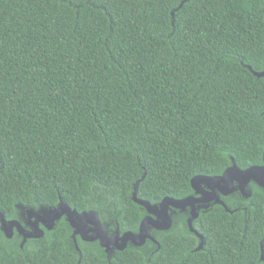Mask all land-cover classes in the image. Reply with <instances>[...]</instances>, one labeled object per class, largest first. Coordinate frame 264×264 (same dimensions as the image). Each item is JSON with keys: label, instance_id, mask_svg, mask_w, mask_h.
<instances>
[{"label": "trees", "instance_id": "16d2710c", "mask_svg": "<svg viewBox=\"0 0 264 264\" xmlns=\"http://www.w3.org/2000/svg\"><path fill=\"white\" fill-rule=\"evenodd\" d=\"M0 0V211L64 201L107 229L136 232L145 210L192 193L234 158L264 156V0ZM241 202V201H240ZM244 203V202H243ZM248 212L215 205L108 257L63 217L0 264H264V194ZM230 208L239 201L228 202Z\"/></svg>", "mask_w": 264, "mask_h": 264}, {"label": "water", "instance_id": "95a60500", "mask_svg": "<svg viewBox=\"0 0 264 264\" xmlns=\"http://www.w3.org/2000/svg\"><path fill=\"white\" fill-rule=\"evenodd\" d=\"M186 1L188 0H182L178 8L171 12L172 17H174L175 11L181 8ZM247 68L254 76L258 78L264 77V70L254 71L250 65H247ZM231 161L232 164L227 167L220 176L206 174L193 176L190 181L191 188L194 192L192 195L184 198L165 196L159 203L155 204L138 197L139 183L144 179L146 175L145 172L142 178L135 183L132 193L133 201L141 206L146 212V215L141 219L136 232L125 231L121 233L119 229L110 232L106 225L101 221L98 211L89 210L78 212L62 200L54 207H40L37 210L34 208L26 209L28 218L33 220L31 222L33 227L31 232H25L17 219L7 220L1 211L0 225L8 238L11 237L13 229L17 228L19 233L24 236L23 241L25 242L27 238L43 237L46 230L54 229L56 223L64 217L73 230L72 237L75 239V247L78 251H80V249L76 241L77 236L86 242L98 241L108 257H110L116 251L124 250L128 245L142 247L148 240L158 244L159 248V243L153 237L151 231L169 230L172 227V217L169 212L170 209H185L189 206L191 208V215L188 218V226L190 231L195 233L201 239V243L196 249L200 250L205 243V239L204 236L197 232L193 227V221L199 215L198 207H200L201 204H204V207H207V204L212 200H215L216 203L220 202L226 207V205L217 197L215 189L220 190L223 194H230L239 189L245 195H249L246 186L251 181L264 188V156L262 164L254 165L246 169L239 168L234 158H232ZM234 182H237L238 185L235 186ZM226 210L229 211L227 207ZM40 223L43 225V228L40 227ZM260 248V258L263 261L264 236L260 241Z\"/></svg>", "mask_w": 264, "mask_h": 264}, {"label": "flooded vegetation", "instance_id": "af4514ba", "mask_svg": "<svg viewBox=\"0 0 264 264\" xmlns=\"http://www.w3.org/2000/svg\"><path fill=\"white\" fill-rule=\"evenodd\" d=\"M232 164V163H231ZM258 165H260V164H258ZM252 166H254V165H252ZM229 167V166H228ZM239 167V166H238ZM249 167H251V166H249ZM227 168V167H226ZM225 168V169H226ZM239 168H241V167H239ZM248 168V167H247ZM241 169H243V168H241ZM244 169H246V168H244ZM225 171V170H224ZM223 171V172H224ZM223 172L221 173V174H219V175H212V176H220V175H222L223 174ZM198 175H200V174H198ZM234 185L235 186H237L238 185V183L237 182H234ZM206 188V187H205ZM192 189V188H191ZM246 190H247V193L249 194V195H245L244 193H242L239 189H237L236 191H234L233 193H230V194H223L220 190H218V189H215V191H216V195H217V197L220 199V201H222L225 205H226V207H227V209L229 210V211H227L226 210V207L225 206H223V204H221L220 202H218V203H216V201L215 200H212V201H210L208 204H207V207H204V204H201L200 205V207H198V212H199V215H198V217L200 216V214L201 213H205V212H207V211H211L213 208H214V206L215 205H220V206H222L227 212H230V213H234L235 211H243V213L244 214H247V212H248V205H250L251 203H250V199L253 197V195L255 194V190H258V191H260V192H263V194H264V188L263 187H260L258 184H256L255 182H253V181H251L249 184H247V186H246ZM194 192H193V190H192V193L191 194H189V195H192ZM189 195H187V196H189ZM196 196H199V195H196ZM186 197V196H185ZM184 198V197H183ZM231 200H236V201H239V205H237V206H235L234 208H230L229 207V205H228V202H230ZM241 201V202H240ZM244 202V203H243ZM263 210H264V205H263ZM170 214H171V217H172V225H173V223L175 222V220L176 219H180V220H185L186 221V224H187V227H188V229H189V226H188V218L190 217V215H191V208L189 207V206H187L185 209H170ZM145 215H146V212H145ZM144 215V216H145ZM143 216V217H144ZM142 217V218H143ZM197 217V218H198ZM196 218V219H197ZM195 219V220H196ZM7 220H11V219H7ZM19 222H20V224L22 225V227L24 228V230H25V232H31L32 230H33V227H32V225H31V222L33 221V220H30L29 218H28V216H27V213H26V209L21 213V215H20V218L19 219H17ZM194 220V221H195ZM194 221H193V227H194ZM40 227L41 228H43V225L40 223ZM194 229H195V227H194ZM196 230V229H195ZM116 231V230H115ZM153 231H158V230H152L151 231V233H152V235H153ZM189 231H190V229H189ZM197 231V230H196ZM191 232V231H190ZM198 232V231H197ZM72 233H73V230H72ZM193 233V232H192ZM195 234V233H194ZM201 234V233H200ZM195 236L199 239V242H198V245L196 246V248L194 249V250H196L197 249V247H199V245H200V243H201V239L195 234ZM71 237H72V235H71ZM78 237V236H77ZM77 237H76V241H77ZM153 237H154V235H153ZM80 238V237H79ZM155 238V237H154ZM3 239H5V240H8V242L9 241H12V243H13V245H15L16 243V240H18L17 241V244L20 246V247H23V245L26 243V242H28L29 240H32V239H35V238H27L26 240H25V242L23 241L24 240V236L22 235V234H20L19 233V231H18V229L17 228H14L13 229V233H12V235H11V237L10 238H8V237H6V235H5V233H4V230H2V227H1V225H0V241L1 240H3ZM72 239H73V242H74V238L72 237ZM156 239V238H155ZM204 239H205V237H204ZM150 241V240H149ZM86 242V241H85ZM152 242V241H151ZM75 243V242H74ZM99 243V242H98ZM152 243H154V242H152ZM159 243V242H158ZM100 244V243H99ZM154 244H156V243H154ZM206 244V239H205V243H204V245ZM77 245H78V243H77ZM157 246H158V244H156ZM204 245H203V247H204ZM159 247H160V244H159ZM203 247L201 248V249H203ZM76 248V247H75ZM197 251V250H196ZM260 257H261V248H260ZM260 260H261V258H260ZM262 261V260H261ZM262 262H264V260L262 261Z\"/></svg>", "mask_w": 264, "mask_h": 264}, {"label": "rangeland", "instance_id": "374dc122", "mask_svg": "<svg viewBox=\"0 0 264 264\" xmlns=\"http://www.w3.org/2000/svg\"><path fill=\"white\" fill-rule=\"evenodd\" d=\"M105 225H106V227H107V224L106 223H104Z\"/></svg>", "mask_w": 264, "mask_h": 264}]
</instances>
